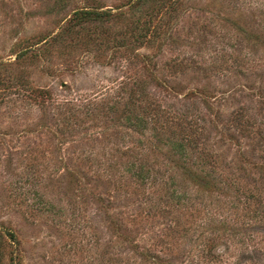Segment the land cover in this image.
<instances>
[{"label":"rangeland","instance_id":"374dc122","mask_svg":"<svg viewBox=\"0 0 264 264\" xmlns=\"http://www.w3.org/2000/svg\"><path fill=\"white\" fill-rule=\"evenodd\" d=\"M133 1L0 0V231L15 238L3 236V253L14 264H264V0H178L142 42L128 29L152 1ZM80 9L115 15L50 40ZM129 86L143 134L84 115L88 99L122 101ZM47 96L78 104L76 122L51 117L65 113ZM180 137L219 188L182 176L198 190L191 206L160 196V181L181 178L167 152ZM126 163L159 171L157 183L101 170ZM207 239L219 261L199 259Z\"/></svg>","mask_w":264,"mask_h":264},{"label":"trees","instance_id":"16d2710c","mask_svg":"<svg viewBox=\"0 0 264 264\" xmlns=\"http://www.w3.org/2000/svg\"><path fill=\"white\" fill-rule=\"evenodd\" d=\"M145 0H134L129 4V6H136L140 4V2H144ZM152 2L149 7H147V11L144 14H141L134 18L131 21V27L128 29V35L131 37L132 41H139L142 42L143 40H149L150 36H155L154 32L156 31V28L159 26V22L169 15V10L175 7V4L178 2V0H151ZM118 14V13H117ZM115 15L110 10H95V9H80L76 10L72 17L75 19L73 23L68 24L66 29H62L56 34H54L50 40L54 41L63 36L67 30L71 31L75 26L78 24V19H84L86 21L94 20L98 22V26L102 24V22L106 19V17ZM98 29H101L98 28ZM46 42V41H44ZM47 43V42H46ZM126 97L122 101H115L114 103H110L109 100L106 97L101 96L99 100H96V98H90L88 99V102L86 103L87 106H90V108L86 107L85 104H83L82 107L85 108L84 115L85 116H92V118L96 117V119H99V117H106L110 114H113L112 116L113 120H120L123 119L122 122L124 125L129 127L132 131H135L137 133L143 134V131L147 128V125L149 123V120L147 119V116L144 114H140L139 107V100L141 99L138 95L136 89L129 86L125 90ZM48 100H50L49 104H54L56 108H61V111H64L63 116L58 115H50L51 117L55 118L56 121L61 122L64 127H68L69 124H74L76 122V115L79 114L80 107L78 104H75L72 99H65L62 101V103H59L55 99H53L51 96L46 97ZM82 105V104H81ZM96 110V112H95ZM183 113V114H182ZM180 115H186L184 112H180ZM78 125V124H77ZM158 127H161L159 124ZM169 142V148L167 152H169V161H171V169H175L180 171L179 176L181 175V178L178 180L176 179L175 175L170 176V180H164L160 181L159 184H161L163 193L160 194L161 198H165L166 201L171 202L172 205H182V206H191L194 202L193 199H195L197 189L200 191H210L211 189H219L216 185L215 178H212L210 176V173L207 170L200 169L201 172H198L195 170L196 166H193L191 162H186V159H188V153L186 148V143L188 140L183 139L182 137L176 138V139H168ZM125 152H129V150H126ZM101 167V165H100ZM113 167L114 170L120 172L121 174L125 173L124 175L127 176L130 179V184L133 186L139 188L141 185L147 184L146 182H154L153 184L157 183V180L159 179V176L155 175L156 173H159V171H152L150 168L144 164H136V163H126L122 166L114 167V166H106L102 167V171H107V168ZM96 169V168H95ZM98 170V169H97ZM110 175V173H106ZM182 176L187 180V182H193L197 188L195 189L196 192L192 193L190 192V188L187 185V182H185L182 178ZM154 198L151 200V203H154ZM187 201L188 203L184 204V201ZM192 201V202H191ZM248 224V223H246ZM245 226V225H244ZM245 229L247 227L245 226ZM248 230V229H247ZM245 232V231H243ZM0 231V262L1 257L3 254L7 253V255L10 254V250L6 249V252L3 253L4 250V238H11V240H14V233L10 229H4V233L1 234ZM235 233L234 235H237ZM239 235V234H238ZM241 235V234H240ZM242 237V236H239ZM250 241V240H249ZM241 242L244 243L243 238H241ZM198 251L200 256L198 255L199 259L204 260L206 258H212L215 261H219V254H216L212 252L211 243L208 244V239L201 244H198ZM242 246H245L244 244ZM246 247V246H245ZM197 256V255H196ZM260 257V256H258ZM242 258L243 255H242ZM251 263L249 264H262L261 262H258L259 258L257 256L249 257L248 258ZM6 264H14L13 263V256L9 255L8 262ZM192 264H197V259L192 262Z\"/></svg>","mask_w":264,"mask_h":264}]
</instances>
